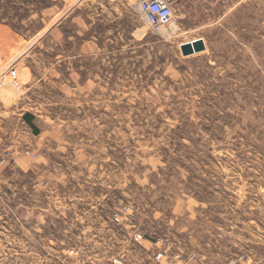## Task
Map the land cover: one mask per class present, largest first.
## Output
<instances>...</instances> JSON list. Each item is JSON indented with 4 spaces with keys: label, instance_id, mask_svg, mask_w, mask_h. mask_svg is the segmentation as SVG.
<instances>
[{
    "label": "rangeland",
    "instance_id": "rangeland-1",
    "mask_svg": "<svg viewBox=\"0 0 264 264\" xmlns=\"http://www.w3.org/2000/svg\"><path fill=\"white\" fill-rule=\"evenodd\" d=\"M172 1L0 0V264H264V0Z\"/></svg>",
    "mask_w": 264,
    "mask_h": 264
},
{
    "label": "built area",
    "instance_id": "built-area-1",
    "mask_svg": "<svg viewBox=\"0 0 264 264\" xmlns=\"http://www.w3.org/2000/svg\"><path fill=\"white\" fill-rule=\"evenodd\" d=\"M135 8L136 12L155 31H162L163 29L171 27L173 24L175 7L172 0H138V5ZM10 75L14 81H17L16 71H11ZM3 153L6 159L2 160L1 165L7 163L9 167H12L16 164L15 156L19 153L17 148L8 146ZM24 154H30V151L26 150Z\"/></svg>",
    "mask_w": 264,
    "mask_h": 264
},
{
    "label": "water",
    "instance_id": "water-1",
    "mask_svg": "<svg viewBox=\"0 0 264 264\" xmlns=\"http://www.w3.org/2000/svg\"><path fill=\"white\" fill-rule=\"evenodd\" d=\"M206 44L204 40H196L191 43H187L181 46V52L184 57H189L195 54L202 53L206 50Z\"/></svg>",
    "mask_w": 264,
    "mask_h": 264
},
{
    "label": "trees",
    "instance_id": "trees-1",
    "mask_svg": "<svg viewBox=\"0 0 264 264\" xmlns=\"http://www.w3.org/2000/svg\"><path fill=\"white\" fill-rule=\"evenodd\" d=\"M33 116L26 115L25 116V121L28 123V125L33 129L35 133H38V130L36 129L34 123H33Z\"/></svg>",
    "mask_w": 264,
    "mask_h": 264
},
{
    "label": "bare ground",
    "instance_id": "bare-ground-1",
    "mask_svg": "<svg viewBox=\"0 0 264 264\" xmlns=\"http://www.w3.org/2000/svg\"><path fill=\"white\" fill-rule=\"evenodd\" d=\"M173 28H174V24L168 29L169 31H173Z\"/></svg>",
    "mask_w": 264,
    "mask_h": 264
},
{
    "label": "crops",
    "instance_id": "crops-1",
    "mask_svg": "<svg viewBox=\"0 0 264 264\" xmlns=\"http://www.w3.org/2000/svg\"><path fill=\"white\" fill-rule=\"evenodd\" d=\"M174 3V2H173ZM29 116H33L32 114L31 115H29ZM28 124V123H27ZM30 127V126H29ZM31 128V127H30Z\"/></svg>",
    "mask_w": 264,
    "mask_h": 264
}]
</instances>
